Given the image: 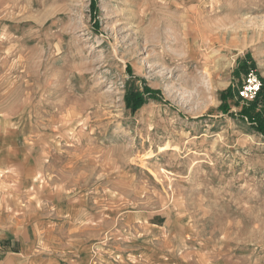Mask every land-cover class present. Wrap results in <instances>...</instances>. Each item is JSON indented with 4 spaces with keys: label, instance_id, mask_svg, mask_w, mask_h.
Instances as JSON below:
<instances>
[{
    "label": "rangeland",
    "instance_id": "374dc122",
    "mask_svg": "<svg viewBox=\"0 0 264 264\" xmlns=\"http://www.w3.org/2000/svg\"><path fill=\"white\" fill-rule=\"evenodd\" d=\"M246 53L264 0H0V264H264Z\"/></svg>",
    "mask_w": 264,
    "mask_h": 264
},
{
    "label": "trees",
    "instance_id": "16d2710c",
    "mask_svg": "<svg viewBox=\"0 0 264 264\" xmlns=\"http://www.w3.org/2000/svg\"><path fill=\"white\" fill-rule=\"evenodd\" d=\"M94 1V0H92ZM95 4L92 2L91 8L94 9ZM250 69H255V62L252 60L249 53H246L242 58L237 62V65L234 69L235 77H239L243 73H247ZM128 73L131 74V70L128 68ZM259 76V75H258ZM130 81L127 82L126 90L124 94V103L125 107L131 112H136L144 103L149 100L158 99L157 90L146 86L142 80V84H138L135 81H139L138 78L130 77ZM260 87L257 92L256 97L248 102L240 105V108L237 112V115L245 119L249 127L261 134L264 135V78L259 76ZM220 104L217 107L218 110L223 113H228L230 111L229 100H232L236 104H240L241 99L238 96L237 91H234L231 87L223 89L219 93Z\"/></svg>",
    "mask_w": 264,
    "mask_h": 264
},
{
    "label": "built area",
    "instance_id": "2783aa9c",
    "mask_svg": "<svg viewBox=\"0 0 264 264\" xmlns=\"http://www.w3.org/2000/svg\"><path fill=\"white\" fill-rule=\"evenodd\" d=\"M260 79L255 69H250L243 77L240 86L237 88L238 96L242 102L252 101L259 91Z\"/></svg>",
    "mask_w": 264,
    "mask_h": 264
},
{
    "label": "crops",
    "instance_id": "0c3cea01",
    "mask_svg": "<svg viewBox=\"0 0 264 264\" xmlns=\"http://www.w3.org/2000/svg\"><path fill=\"white\" fill-rule=\"evenodd\" d=\"M5 240H7L8 238H4ZM1 241V240H0ZM8 241V240H7ZM2 244L4 243V244H9V242H1ZM13 245V242H10V245L9 246H12ZM30 243H27L26 242V247L24 246V250L26 249V264H29V261H30V258H29V256H28V254H29V251H30ZM1 249V248H0ZM12 252V251H11ZM13 253H15V252H13ZM6 262H8L7 260H6Z\"/></svg>",
    "mask_w": 264,
    "mask_h": 264
}]
</instances>
